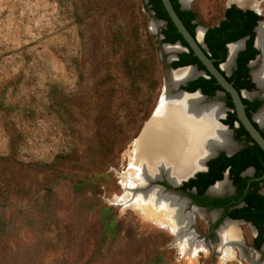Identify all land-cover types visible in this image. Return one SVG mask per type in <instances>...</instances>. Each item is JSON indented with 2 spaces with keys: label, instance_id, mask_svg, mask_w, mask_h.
I'll return each mask as SVG.
<instances>
[{
  "label": "rangeland",
  "instance_id": "obj_1",
  "mask_svg": "<svg viewBox=\"0 0 264 264\" xmlns=\"http://www.w3.org/2000/svg\"><path fill=\"white\" fill-rule=\"evenodd\" d=\"M186 1L199 28L218 25L232 5L264 21V0ZM164 28L145 0H0V264L261 260L250 224L233 223L238 242L226 260L211 232L217 214L174 201L194 236L189 256L124 199L133 142L184 52L162 42ZM131 52L149 70L138 88L124 64Z\"/></svg>",
  "mask_w": 264,
  "mask_h": 264
},
{
  "label": "trees",
  "instance_id": "obj_2",
  "mask_svg": "<svg viewBox=\"0 0 264 264\" xmlns=\"http://www.w3.org/2000/svg\"><path fill=\"white\" fill-rule=\"evenodd\" d=\"M145 1L148 2L150 11L154 13V17L159 21L166 22L165 28L162 29L161 32L163 35L162 42L165 44L181 43L182 46L189 49L188 52L179 54V59L172 62L171 67L176 69L192 65L197 66L199 70L207 73V77L201 76L198 79L191 81L187 87L182 89L189 92H195L200 89L201 92L208 97H214L218 91L223 92V88L206 70L203 63L197 56H195L181 33H179L177 27L166 11L162 0ZM170 1L185 27L193 37H196V29L198 27V23L196 22L197 14L190 9L183 10L179 0ZM261 19L262 16L258 15L254 10L243 9L236 5H232L226 9L224 18L218 25L207 29L204 37L209 57L213 60V63L217 68H220L227 59V46L231 43L247 38L245 48L238 53L236 68L232 71V74L227 77V80L233 84L239 92L242 90L252 91L255 89V85L250 76V68L248 67V64L259 54V51L254 46V30ZM124 64L132 85L134 88H138L140 83L147 78L149 74L148 68H145L146 66L144 62L138 59L136 52L128 54L124 60ZM222 73L225 74L224 72ZM224 101L230 111L227 113V117L222 120V123L234 130V136L237 141H244L247 145L232 157H227L224 153H221L217 158L212 159L208 163V172L199 173L197 179L190 180L185 183L184 186L197 185L198 181H202L204 183V188L206 189L209 185L221 180L224 171L229 168L231 177H233L234 183L238 187L237 195L233 198L215 200L210 203L209 206L216 208L224 207L226 215H229L234 219H245L246 221L252 222L258 230V235L253 242L256 244V248L259 249L264 241V197L257 193L259 182H252L250 186H248V181L250 179L242 178L239 175L246 168L254 167L256 169L255 176H262L264 174V151L253 140L248 131L239 121L234 103L229 93H226ZM243 103L246 105L248 116L252 118V114L256 112L264 102L259 100L250 102L243 99ZM236 124H238V126H236ZM254 125L257 127L256 123H254ZM261 134L264 137L263 131H261ZM240 202H244L245 206L240 209H235L228 214L227 210L229 207L235 206Z\"/></svg>",
  "mask_w": 264,
  "mask_h": 264
},
{
  "label": "bare ground",
  "instance_id": "obj_3",
  "mask_svg": "<svg viewBox=\"0 0 264 264\" xmlns=\"http://www.w3.org/2000/svg\"><path fill=\"white\" fill-rule=\"evenodd\" d=\"M181 2L183 6H188L186 0ZM198 33L199 40L203 43V28H200ZM257 45L264 50V27H260L258 31ZM241 47V43L229 47L227 66L235 60V55ZM168 49L180 48L169 46ZM193 75L192 69H183L174 74V79L182 81ZM254 78L259 86H264V65L254 72ZM199 103H202V100L193 96L160 106L157 115L147 124L140 139L134 142L131 150L133 154L129 161L135 171L134 184L126 187L127 191L123 195L126 202H131L136 210L149 218L152 225L173 235L178 250L186 255L195 254V250L192 253L189 250L194 236L186 232L189 230V221L182 216L180 205L174 203L175 200L171 197H159L156 190L136 194L132 190L143 188L144 177L156 175L161 166L167 170L168 178L175 182L198 170L202 162L211 155L214 147L231 149L226 132L215 124L214 117L219 115L220 105L210 103L198 109ZM256 119L264 125V110ZM225 187V182L221 183L212 188L211 192L222 193ZM217 238L223 258L227 260L230 257L229 248L238 242L236 225L230 221L226 222L217 233Z\"/></svg>",
  "mask_w": 264,
  "mask_h": 264
},
{
  "label": "water",
  "instance_id": "obj_4",
  "mask_svg": "<svg viewBox=\"0 0 264 264\" xmlns=\"http://www.w3.org/2000/svg\"><path fill=\"white\" fill-rule=\"evenodd\" d=\"M164 7L166 9V11L168 12L171 20L173 21V23L175 24V26L177 27L179 33H181V35L183 36V38L185 39V41L187 42V44L189 45V47L192 49V51L194 52L195 56H197L199 58V60L203 63V65L205 66L206 70L217 80V83L223 88V92L222 91H218L216 92V96L219 97L221 95L225 96L226 93H229L231 96V99L234 103V107H235V111L237 113L238 119L241 122V124L245 127V129L248 131V133L250 134V136L253 138V140L261 147V149L264 151V137L261 135L260 133V129L264 128V125H262L257 119L256 116L259 115L260 112H262L264 110V106L262 108H260L257 113H255L252 118H250L247 114L246 111V105L243 103V99H249L252 100L254 97L259 96L260 99L264 100V86H259L258 83L255 81L254 78V72L261 69V66L264 65V50L260 49L259 46L257 45V40H258V31L260 29V27H264V21L263 19H261V21H259L258 25L255 28V41H254V46L255 48L259 51V54L257 55V57L251 61L249 63V67H250V76L251 79L253 81V83L255 84V91L254 92H248V91H241L239 92L234 86L233 84H231L228 80L227 77L230 76L232 74V70L230 72H226L224 69V64H226L227 60H228V56H229V47L232 44H236V43H241L242 47L240 50L244 49L245 46V42L247 40V38H244L242 40H239L235 43H231L227 46L228 48V54H227V59L225 61L224 64H222L220 66V68H217L214 63L213 60L210 59L209 54H208V48L207 45L204 41V37L206 34L207 29H203L204 30V34H203V43L199 40V36H198V31L200 30L199 27H197L196 29V37H193L191 35V33L188 31V29L185 27V25L183 24V22L181 21V19L179 18L177 12L175 11L172 3L170 0H162ZM179 3L181 5V8L183 10H189L188 6H183V3L181 2V0H179ZM239 7V6H238ZM256 12V11H255ZM257 13V12H256ZM154 14V13H153ZM258 15H260L259 13H257ZM261 16V15H260ZM163 23L166 24V22L162 21ZM163 38V36H162ZM170 46H178L179 48H183L184 52H188L189 49L182 46L181 43H176V44H167ZM239 50V51H240ZM238 51V52H239ZM238 52L235 55V60L238 56ZM177 59V56H175L171 61H174ZM234 60V61H235ZM255 65V69H253ZM257 65V67H256ZM183 69H192L194 71V75L190 78H187L185 80L182 81H176L174 79V74L177 71L183 70ZM222 72H224L225 74H223ZM207 77V73L205 71H201L197 68V66H186V67H179V68H170V70H167V79H166V85H165V89L164 92L162 93V95L159 98V101L157 103V106L155 107L152 115L150 116V118L147 120V122L145 123L144 127L141 130V133L139 134V136L134 140V142L142 135V133L144 132L147 124H149L151 122V120H153V118L157 115V111L160 109L161 105H167L169 103H174V101H178L179 99H183V98H189V97H199L202 100V103H199L197 105L198 109H201V106H205L207 104L210 103H217L214 100H209L208 103H204V100L207 99V96H205L200 90H197L195 92H187L185 90L182 89V87H185L187 85V83H189L190 81L196 80L199 77ZM251 97V98H250ZM220 105V113L219 115H216L214 117L215 120V124L216 126L222 128L227 136H228V140L231 144V146L233 147L231 150H227L223 147H214L212 149V153L211 155H209V157H207L202 164L200 165L199 169L192 172V174L187 175L185 178H181L175 182L171 181L168 178V172L164 167H159L157 169V173L154 176H148V177H144V181H143V188L142 190H139L141 188H138L135 190V192L141 191L143 193L145 192H149L150 190L147 191V187L149 185L150 182L152 181H162L163 177L166 178L167 182L172 185L173 187H178L180 186L183 182H186L192 178H194L199 172H203L206 171L207 169V162L216 157L221 151L226 152L228 155H233L235 153V151L237 150L236 146H235V142L233 140V131L226 125H224L222 123V120H224L225 116H226V112L229 111V108L224 107V104L222 103L219 104ZM197 110V109H196ZM254 123H258V128L255 127ZM133 142V144H134ZM120 175L124 178L127 177L128 175V171L125 172H121ZM124 187V186H123ZM134 192V191H133ZM236 223H239L240 221H235ZM255 264H264V261L262 262H255Z\"/></svg>",
  "mask_w": 264,
  "mask_h": 264
},
{
  "label": "flooded vegetation",
  "instance_id": "obj_5",
  "mask_svg": "<svg viewBox=\"0 0 264 264\" xmlns=\"http://www.w3.org/2000/svg\"><path fill=\"white\" fill-rule=\"evenodd\" d=\"M244 48H245V46H244ZM242 50H240V51H242ZM181 53H183V52H179L176 55L177 56V59L176 60L179 59V54H181ZM176 60H174V61H176ZM236 60H237V58H236ZM236 60H235V67L233 68V70L236 68ZM174 61H172V62H174ZM171 63L168 65V68H172L171 67ZM248 67H249V64H248ZM189 83H187V85L185 87H187L189 85ZM182 88H184V87H182ZM198 90H200V89H198ZM243 91H246V90H243ZM254 91H255V89L252 90V91H248V92H254ZM187 92H189V91H187ZM215 97H216V95L214 97H208L207 96V99L204 100V103L207 104L209 100H213ZM246 100H248L250 102L255 101V100H259V101H263L264 102V100L260 99L259 96L254 97L252 100H249V99H246ZM263 106H264V103L258 108V110L260 108H262ZM224 107L227 108V106L225 104V101H224ZM229 111L226 112L225 118L227 117V113ZM257 111L254 112L252 114V116L255 113H257ZM256 124H257V128H258L259 125H258V123H256ZM236 126H238V124H236ZM231 130L233 131V140L235 142V146H236L237 150L235 151V153L233 155H228L226 152L221 151L216 157H214L212 159L217 158L221 153H224L227 157H232V156H234L235 154H237L240 150H242L247 145L244 141H237L235 139V136H234V130L233 129H231ZM261 131L264 132V128L263 129H260V133H261ZM231 149H232V147H231ZM212 159H210L207 162V164H206L207 165L206 171L199 172V173H206V172L209 171V165H208V163ZM255 174H256V169L254 167H248L245 170H243L240 173L239 176L242 177V178H249L250 179L248 181V186H250V184L252 182H259V186H258L259 189H258V192L257 193H258V195L264 197V174L262 176H258V177H256ZM197 175L194 178L190 179V180L197 179ZM190 180H188L186 182H183L178 187H173L172 185H170L167 182L166 178L163 177L162 181L157 180V181L150 182L149 185H148V187L146 189H147V191L148 190H150V191L156 190L158 192L157 194H158L159 197H168V198L171 197L175 201H177V200H179L181 202L182 201L183 202L185 201L184 203H186V206H185L186 207L185 208L186 209L185 210L186 213H187L188 207L193 210L192 212H190L192 215H194V214H202V211L216 213L217 214V218L215 220L216 222L214 223V225L211 228V232L213 233V236H215L216 239H218L217 238V232L220 229V227L224 223L229 222V221L232 222V223H234L235 221H240V222H244V223L250 224L255 229V231H256V236L254 237V239L257 237L258 230H257L256 226L252 222L246 221L245 219H234V218L230 217L229 215H226L225 214L226 213V210H225L224 207L216 208V207H210L209 206V204L212 203L215 200L226 199V198H233V197H235L237 195L238 187L234 183L233 177H231L230 169L229 168L226 171H224L223 178L221 180H218L215 183L209 185L206 189L204 188V183L202 181H198L197 185L184 186V184L187 183V182H189ZM224 182L226 184V187H225V190L222 193L216 194V193H212L211 192L212 188H214L215 186H217V185H219L221 183H224ZM141 190H142V188H141ZM145 193H148V192H145ZM244 206H245V203L244 202L237 203L235 206L229 207V209L227 210V212L229 214L231 211H233L235 209H240V208H242ZM254 239H253V241H254ZM263 240H264V223H263ZM252 248H253L254 251L259 252V254H260V252H263L264 251V241H263V243H262V245H261V247L259 249L256 248V244H254V242H253L252 243ZM262 261H264V254H262V258H261V260L259 262H262Z\"/></svg>",
  "mask_w": 264,
  "mask_h": 264
}]
</instances>
